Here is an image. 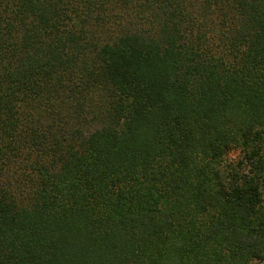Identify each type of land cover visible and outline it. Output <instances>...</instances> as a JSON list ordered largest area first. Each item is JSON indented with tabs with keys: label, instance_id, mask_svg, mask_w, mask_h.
<instances>
[{
	"label": "trees",
	"instance_id": "1",
	"mask_svg": "<svg viewBox=\"0 0 264 264\" xmlns=\"http://www.w3.org/2000/svg\"><path fill=\"white\" fill-rule=\"evenodd\" d=\"M263 261L264 0H0V264Z\"/></svg>",
	"mask_w": 264,
	"mask_h": 264
},
{
	"label": "rangeland",
	"instance_id": "2",
	"mask_svg": "<svg viewBox=\"0 0 264 264\" xmlns=\"http://www.w3.org/2000/svg\"><path fill=\"white\" fill-rule=\"evenodd\" d=\"M227 157L230 160H237L241 157V153L239 150H231L229 154L227 155ZM261 264H264V261L261 262Z\"/></svg>",
	"mask_w": 264,
	"mask_h": 264
}]
</instances>
